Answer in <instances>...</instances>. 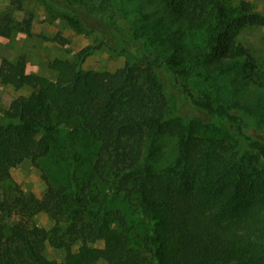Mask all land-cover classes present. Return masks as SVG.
Returning a JSON list of instances; mask_svg holds the SVG:
<instances>
[{"label":"trees","instance_id":"obj_1","mask_svg":"<svg viewBox=\"0 0 264 264\" xmlns=\"http://www.w3.org/2000/svg\"><path fill=\"white\" fill-rule=\"evenodd\" d=\"M61 3L100 14L139 60L85 69V46L76 60L51 59L50 78L27 72L23 54L1 59V83L31 91L0 107V264H264V139L250 131L264 130V68L238 40L264 25V11L248 0H166L180 25L144 37L147 13L121 0ZM15 30L0 11V35ZM225 86L255 89L261 108L223 95ZM73 127L96 143L89 173L75 172L74 151L66 179H50L40 162ZM162 136L177 149L155 167ZM26 159L42 171L41 195L9 179ZM40 213L51 226L37 224ZM46 245L65 255L47 256Z\"/></svg>","mask_w":264,"mask_h":264},{"label":"rangeland","instance_id":"obj_2","mask_svg":"<svg viewBox=\"0 0 264 264\" xmlns=\"http://www.w3.org/2000/svg\"><path fill=\"white\" fill-rule=\"evenodd\" d=\"M231 1L237 3L239 0ZM248 1L254 8L264 11V0ZM121 7L128 11L140 9L147 13L143 20H138L139 26L145 24L144 37L147 30L153 34L155 29L167 27L169 24L173 28L180 25L172 23L166 0H121ZM0 11H9L17 27L9 36L0 35V62L3 57L15 60L18 55L23 54L26 58L27 72L54 78L56 71L48 65L51 59L58 57L76 60L78 52L83 47L91 46L90 54L81 64L85 69L120 71L127 62L138 63L139 58L133 52L134 46L126 42L119 32L107 29L100 14L82 7L65 8L61 0H0ZM238 40L257 59L258 66L264 68V25L245 27L238 34ZM152 48L155 53L166 52L161 45L155 47L152 45ZM135 51L147 52L146 44H140ZM207 86L210 88L209 83ZM246 87L243 86V90L233 95L234 88L225 86L223 95L250 102L256 110L260 109L257 91ZM30 91L31 88L28 86L13 88L0 81L1 109L6 110L15 96L27 95ZM262 121L264 122V119ZM64 129L61 128L56 134L59 145L55 150V158L42 159L40 168L44 169L50 179H66L67 167L75 151L79 153L75 172L80 176H87L96 143L79 128L73 127L70 131L71 136L68 137L65 136ZM250 131L264 139V130L251 128ZM176 149L175 136H162L154 166L160 167L171 161ZM40 168L26 159L11 168L9 179L18 183L24 191L41 195L45 190V183ZM35 219L41 226L49 227L52 224V219L44 213L36 215ZM65 252L64 248L48 245L44 248L47 256L57 259H61ZM97 264L107 263L99 261Z\"/></svg>","mask_w":264,"mask_h":264}]
</instances>
